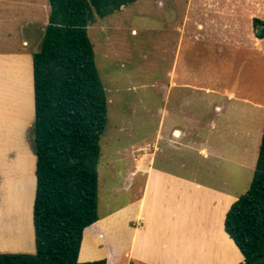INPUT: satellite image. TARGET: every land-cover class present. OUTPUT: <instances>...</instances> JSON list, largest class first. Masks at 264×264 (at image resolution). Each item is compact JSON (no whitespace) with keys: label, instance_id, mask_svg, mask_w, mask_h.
Wrapping results in <instances>:
<instances>
[{"label":"rangeland","instance_id":"obj_1","mask_svg":"<svg viewBox=\"0 0 264 264\" xmlns=\"http://www.w3.org/2000/svg\"><path fill=\"white\" fill-rule=\"evenodd\" d=\"M9 1L0 0V52L17 50L24 39L33 51L45 18L34 28L19 25L31 12L13 9ZM42 12L35 9L34 16ZM251 14L264 20V0H140L97 16L88 27L108 98L98 166L101 217L140 195L143 175H129L137 167L168 170L221 190L228 194L217 200L222 208L248 191L264 127V37ZM198 24L235 31L197 32ZM11 83V100L17 101L5 111L15 123L19 87L14 78ZM22 135L33 144L31 128ZM209 210V220L217 219L218 208ZM206 212L204 205L205 218ZM89 245L86 236L83 256L90 255ZM170 251L160 252L161 262L175 264Z\"/></svg>","mask_w":264,"mask_h":264},{"label":"trees","instance_id":"obj_2","mask_svg":"<svg viewBox=\"0 0 264 264\" xmlns=\"http://www.w3.org/2000/svg\"><path fill=\"white\" fill-rule=\"evenodd\" d=\"M138 1L48 0V24L33 55L36 253L0 254V264H107L79 261L84 232L100 219L98 166L108 124L88 27ZM253 22L264 28V20ZM225 231L243 255L240 264H264V127L253 179L227 211Z\"/></svg>","mask_w":264,"mask_h":264},{"label":"crops","instance_id":"obj_3","mask_svg":"<svg viewBox=\"0 0 264 264\" xmlns=\"http://www.w3.org/2000/svg\"><path fill=\"white\" fill-rule=\"evenodd\" d=\"M8 3L22 13L33 14L27 16V23L19 25L25 23L34 28L39 17L45 18L40 46L50 12L47 1L10 0ZM35 9L43 11L42 14L34 16ZM254 18L256 14L249 17ZM184 29L179 28L181 33ZM196 31L226 34L235 30L226 25L206 28L198 24ZM31 44L32 41L24 39L17 50L0 52V254L36 253L33 206L37 157L33 144L25 143L22 135L26 127L32 129L35 119L33 55L39 46L31 51ZM12 78L19 87L20 114L15 123L5 111L13 109L17 101L15 99L14 103L10 96ZM138 169L129 175H143L140 195L126 207L103 217L99 215V221L85 230L80 262L105 259L107 264H165L160 261V252L169 248V257L177 258L175 264H194L196 259H200L198 264H240L243 261L242 253L225 231L227 211L238 198L230 199L222 208L219 199L228 198V194L221 190L189 181L168 170ZM193 202L194 210L188 213ZM210 206L219 211L218 218L212 221L207 216ZM136 222L138 227H134ZM86 236L90 242L89 256L82 255ZM167 262L172 261L167 258Z\"/></svg>","mask_w":264,"mask_h":264},{"label":"water","instance_id":"obj_4","mask_svg":"<svg viewBox=\"0 0 264 264\" xmlns=\"http://www.w3.org/2000/svg\"><path fill=\"white\" fill-rule=\"evenodd\" d=\"M263 30H264L263 27H258V35L259 36L263 34Z\"/></svg>","mask_w":264,"mask_h":264}]
</instances>
